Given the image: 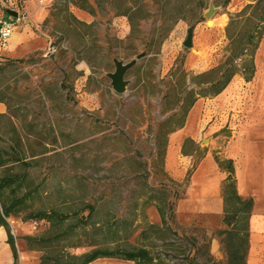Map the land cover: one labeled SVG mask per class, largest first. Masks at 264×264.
Returning <instances> with one entry per match:
<instances>
[{
    "label": "rangeland",
    "instance_id": "rangeland-1",
    "mask_svg": "<svg viewBox=\"0 0 264 264\" xmlns=\"http://www.w3.org/2000/svg\"><path fill=\"white\" fill-rule=\"evenodd\" d=\"M20 1L25 7L27 0ZM10 2L19 0H0V15ZM31 2L32 9L40 8L45 15L41 18L40 13L28 10L24 18L32 23L34 32L45 37L44 47L21 57H0V100L7 108L0 115V176L9 182L0 191V198L5 204H16L5 219L16 249L11 264L37 263L43 253L28 246L23 236H41L64 228L63 223L51 227L37 217L38 212L49 209L67 214L66 222L80 223L59 243L66 253L78 256L89 251L91 243L103 239L91 223L116 219L118 233H110V238L125 247L147 249L155 262L158 256L168 254L164 261L169 264H225L220 242L221 257L210 254L211 259L205 262L199 254L190 261L195 246L209 251V237L218 228L201 226V203L182 206L185 215L196 211L195 221L190 223L177 218L176 206L192 166L207 151L208 137H216L217 146L224 149L242 126L264 135L263 73L255 69L249 81L237 74L222 90L221 105L240 114L213 134L208 132L195 150L184 144L186 153L193 152V162L182 176H170L164 158L163 162L156 158L153 133L165 116L163 107L172 105L171 98L161 102L160 91L169 70L178 66L180 59L183 68L194 74L215 65L227 42L226 12L242 7L233 10L229 3L222 6L221 0H206L162 37L163 32L151 34V20L129 34L124 16H93L84 11L88 17L81 18L77 15L81 9L71 4L64 8L54 7L55 0ZM210 2L215 7L212 27L204 17ZM221 14L226 15L222 23ZM189 26H193L191 47L185 48L182 42ZM139 53L144 55L134 60ZM131 61L123 76L125 92L116 93L110 75L117 65ZM159 188L165 189V203L174 202V219L166 222L156 208L165 203L152 191ZM240 206L233 200L223 205V210ZM90 209L91 215L86 216ZM69 214L71 218H67ZM0 228L6 234L2 225ZM192 237L198 239L194 245L189 241ZM53 250L48 249V256ZM104 262L136 264L117 258Z\"/></svg>",
    "mask_w": 264,
    "mask_h": 264
},
{
    "label": "trees",
    "instance_id": "trees-1",
    "mask_svg": "<svg viewBox=\"0 0 264 264\" xmlns=\"http://www.w3.org/2000/svg\"><path fill=\"white\" fill-rule=\"evenodd\" d=\"M206 0H55L54 7L67 8L70 4L74 7L96 16L97 14H110L112 17L124 16L130 27V33L139 31L142 26L152 21L151 34L163 32V36L173 27L178 20H187L190 12H193L199 4H205ZM230 0H221L222 6H226ZM228 22L225 26L226 44L223 47L221 58L212 67L194 74L186 71L183 60L180 64L169 70L165 76V86L162 91L161 102L172 99V105L163 107L162 113L165 116L156 124L153 133L154 151L156 158L163 162L165 155L166 136L170 132L182 127L187 112L198 98L213 97L220 93L232 80L240 74L245 81H249L255 72V52L264 34V0H253L246 3L241 9L235 12H226ZM0 63V68H1ZM0 102H3L0 100ZM4 103V102H3ZM5 104V103H4ZM6 105V104H5ZM189 143L192 149L197 146L191 139L186 138L181 146ZM195 146V147H194ZM203 155H201L202 157ZM213 158L219 169L225 172L226 176L221 184V198L223 205L228 206L236 200L241 204L239 208L224 209L221 217L222 225L209 237L211 240L216 235L223 247L225 264H245V257L248 245V219L252 206L251 197H241L236 191V180L234 173V162L229 157H220L213 152ZM3 161L0 158V165ZM194 163L192 169L196 167ZM8 179L0 176V191L8 184ZM155 191V197L165 203V189L159 188ZM0 225L5 228L8 243L13 260L16 257L14 237L10 234L6 218L13 213L15 202L5 204L0 198ZM163 222L166 219H174V202L156 206ZM92 209L86 216L91 215ZM67 214H63L55 209L43 210L37 213V217L47 220L51 227L64 224V228L58 232L47 231L44 235L23 236L28 246L32 249L42 250L43 253L35 264H88L97 258H117L133 261L136 264H169L164 261L168 254L155 257L143 247H125L110 238V233L117 234V220L109 223L108 219L95 220L91 226L95 229V234L102 235V242L91 243L89 251L78 256L63 252L59 248L62 239L74 233V229L79 226V222L69 220L66 222ZM84 224L88 221L85 220ZM71 218V215L67 216ZM83 224V223H82ZM192 245L198 242L196 237L190 238ZM37 245V246H36ZM36 246V247H35ZM54 248L53 255L48 256V249ZM47 251V252H46ZM202 254L205 262L211 259L210 252L206 249L201 251L196 248L190 261H195L197 255Z\"/></svg>",
    "mask_w": 264,
    "mask_h": 264
},
{
    "label": "crops",
    "instance_id": "crops-1",
    "mask_svg": "<svg viewBox=\"0 0 264 264\" xmlns=\"http://www.w3.org/2000/svg\"><path fill=\"white\" fill-rule=\"evenodd\" d=\"M31 1L27 0L25 13L29 14L28 10H30L37 14L40 13L41 18L44 17L45 14L39 11L40 8L32 9ZM250 1L253 0H230L229 6L231 9L237 10ZM222 15L225 16L224 22L225 14H221L219 19L222 20ZM31 25L32 23L23 17L21 21L14 24L8 36L0 37V57H21L44 47L45 37L38 31L34 32L30 28ZM262 40L263 44L262 42L259 44L256 50L257 58L254 57V61L255 69L262 72L264 78V34ZM223 91L213 97L198 98L187 112L182 127L169 133L164 165L165 170L173 178L182 176L183 171L193 162V152H181V146L186 138L191 139L196 145H200V141L208 132L213 134L226 122H231L233 116L240 114L234 109L231 111L228 107L221 105L219 100L222 98ZM6 111V105L0 102V115L5 114ZM241 116H243L242 113ZM213 152L220 157H229L233 160L236 191L241 197L252 198L248 219V245L245 264H264L263 134L255 135L251 129L242 126L230 137L224 149H219L216 137L212 135L208 137L207 151L204 152L196 167L192 169L183 197L177 203V218L184 223L195 221L196 211L194 209L191 215H185L181 210L183 205L193 207L196 202H199L203 207L200 209L202 217L198 219L201 226L207 229L223 227L221 221L223 212L221 184L226 174L215 163ZM171 161L174 162L173 165H171ZM209 252L217 257L222 256L217 237L211 238ZM104 259L107 258H97L88 264H110L104 262ZM12 260L11 250L6 242V234L0 228V264H11Z\"/></svg>",
    "mask_w": 264,
    "mask_h": 264
},
{
    "label": "water",
    "instance_id": "water-1",
    "mask_svg": "<svg viewBox=\"0 0 264 264\" xmlns=\"http://www.w3.org/2000/svg\"><path fill=\"white\" fill-rule=\"evenodd\" d=\"M8 14L16 16V12L10 9L5 10ZM215 12V7L213 6V3L210 2L208 5L207 10L204 12V17L206 18L205 22L208 23L209 19L211 18V15ZM192 33H193V26H189L186 30V36L185 39L182 42V45L185 48L191 47V39H192ZM144 54L139 53L134 57V60L140 59ZM132 64L131 62H127L124 64H119L116 66L115 71L110 75L111 78V84L113 87V90L116 93H124L127 81L124 80L123 76L125 71L129 68V66ZM205 138H202L201 141H203Z\"/></svg>",
    "mask_w": 264,
    "mask_h": 264
},
{
    "label": "built area",
    "instance_id": "built-area-1",
    "mask_svg": "<svg viewBox=\"0 0 264 264\" xmlns=\"http://www.w3.org/2000/svg\"><path fill=\"white\" fill-rule=\"evenodd\" d=\"M10 9L16 12V16L8 14L5 10ZM25 14V7L22 5V2L19 0V2H10L7 7H4L2 9L1 15H0V37L5 38L8 36L14 26V24L21 21ZM36 221L31 222V226L35 228Z\"/></svg>",
    "mask_w": 264,
    "mask_h": 264
},
{
    "label": "bare ground",
    "instance_id": "bare-ground-1",
    "mask_svg": "<svg viewBox=\"0 0 264 264\" xmlns=\"http://www.w3.org/2000/svg\"><path fill=\"white\" fill-rule=\"evenodd\" d=\"M77 15L79 16V17H81V18H87L88 17V15L84 12V11H82V10H78L77 11ZM222 20H221V22L220 23H222L223 22V20H224V18H225V16L224 15H222ZM208 26H210V27H212V26H214L215 25V20L214 19H212V18H210L209 19V21H208Z\"/></svg>",
    "mask_w": 264,
    "mask_h": 264
}]
</instances>
